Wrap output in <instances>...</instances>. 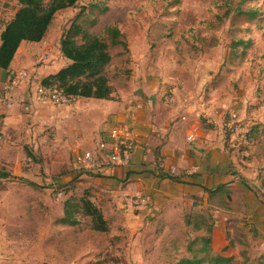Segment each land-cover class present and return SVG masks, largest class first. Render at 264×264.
Segmentation results:
<instances>
[{
  "label": "crops",
  "instance_id": "obj_1",
  "mask_svg": "<svg viewBox=\"0 0 264 264\" xmlns=\"http://www.w3.org/2000/svg\"><path fill=\"white\" fill-rule=\"evenodd\" d=\"M50 26L41 41L23 40L9 67L0 68V88L17 71L30 73L7 94L11 106L0 99V172L9 174L0 179L24 181L48 191L61 186L64 190L57 191L64 199L70 185L76 192L88 189L110 228L120 227L122 235L134 237L131 249L140 245L150 226L183 222L198 201L202 208H215L209 210L214 212L212 254L242 257L243 264L252 259L264 264V161L238 162L224 131L226 102L207 97L202 81L184 79L178 84L148 73L138 55L125 63L128 73L118 71L110 78L112 99L80 97L64 106L40 100L41 80L70 62L60 52L61 32L50 39ZM114 127L128 130L133 143L125 164L111 163L107 150L97 146L111 140L109 131ZM189 134L194 140L187 139ZM26 148L33 158L26 155ZM84 151L94 154L97 166L76 163V156ZM126 194H143L150 203L145 209L126 207L122 202ZM0 207L10 210L5 202ZM62 214L60 202L57 217ZM69 227L58 224L54 231ZM6 240L0 231V245ZM51 240L52 235L45 236L43 244Z\"/></svg>",
  "mask_w": 264,
  "mask_h": 264
},
{
  "label": "rangeland",
  "instance_id": "obj_2",
  "mask_svg": "<svg viewBox=\"0 0 264 264\" xmlns=\"http://www.w3.org/2000/svg\"><path fill=\"white\" fill-rule=\"evenodd\" d=\"M98 1L108 6L103 15L93 7L94 0H79L75 7L58 11L49 38H57L81 8L79 22L91 32L101 35L105 26H117L127 49L117 46L110 50L109 78L118 71L128 73L125 63L138 55L145 70L156 77L178 84L184 79L202 81L207 97L226 102L223 122H228L230 110L235 109L256 127L243 150L232 147L238 162L264 161V0ZM16 4L15 0H0V27L12 16ZM94 17L97 21L90 25ZM224 129L229 144L227 127ZM74 189L65 190H71L68 195L81 194ZM57 190L0 179V203L10 205L9 212L0 207V231L8 237L0 245V264H175L181 256L190 255L187 244L203 236L214 220V212L209 210L215 208H202L197 201L183 222L150 226L140 245L131 249L134 237L122 235L120 227L98 232L84 218L76 226L54 231L58 206L64 199ZM49 235L51 242L43 244V237ZM199 247L200 242L193 246L194 250ZM244 262L242 257L230 258V264ZM256 263L252 259L250 264Z\"/></svg>",
  "mask_w": 264,
  "mask_h": 264
},
{
  "label": "trees",
  "instance_id": "obj_3",
  "mask_svg": "<svg viewBox=\"0 0 264 264\" xmlns=\"http://www.w3.org/2000/svg\"><path fill=\"white\" fill-rule=\"evenodd\" d=\"M16 1L18 7L0 33V68L4 70L9 67L23 40L41 41L55 14L79 3V0ZM94 1L96 2L93 7L101 15L108 11L107 5L102 6L98 0ZM82 9L69 25L61 30L59 38L60 52L70 62L56 73L44 77L40 84L46 88L55 87L64 94H72L78 98L112 99L114 89L106 72L112 59L110 50L117 46L127 49V43L123 32L115 25L105 26L101 35L85 28L83 23L79 22ZM96 21L94 17L89 20V24L94 25ZM240 43L237 42L236 45ZM255 129L253 126L251 135L255 133ZM26 155L33 158L27 148ZM8 176L7 172H0V178ZM81 218L87 219L90 229L94 231L107 232L110 228L101 208L91 200L88 189H83L78 196L71 193L64 199L63 214L56 219V223L73 227L80 223ZM205 232L206 235L187 244L190 255L178 258L175 264H230V258L211 253V227L208 226ZM198 242L200 247L194 250L193 246Z\"/></svg>",
  "mask_w": 264,
  "mask_h": 264
},
{
  "label": "built area",
  "instance_id": "obj_4",
  "mask_svg": "<svg viewBox=\"0 0 264 264\" xmlns=\"http://www.w3.org/2000/svg\"><path fill=\"white\" fill-rule=\"evenodd\" d=\"M30 77V73L26 70H19L15 72L9 81L0 88V99L4 100L8 106L12 105L11 100L7 97L8 93L18 85H20L25 79ZM37 98L44 101H49L57 106L74 104L78 97L72 94H64L59 89L46 88L39 84L37 86ZM167 101H171L170 97H167ZM230 117L228 122H223L224 127H227L228 141L231 147L241 148L245 147L251 140L253 124L250 120L242 118L237 115L235 109L230 110ZM111 140L109 142L100 141L97 146L100 150H107V155L111 163L113 164H125L129 161L131 156V150L133 143L128 130H119L118 127L111 128L109 131ZM194 134H189L187 139L189 141L194 140ZM2 133L0 131V145L2 143ZM241 154L245 155V152L241 151ZM97 158L91 151H84L76 156V163L82 167L92 168L97 166ZM171 173L174 172L172 168ZM122 202L126 207L135 209H145L148 207L150 201L149 198L143 194L137 195H123Z\"/></svg>",
  "mask_w": 264,
  "mask_h": 264
}]
</instances>
